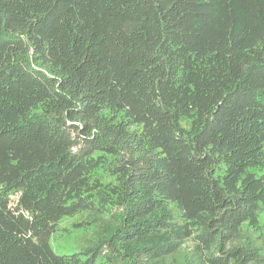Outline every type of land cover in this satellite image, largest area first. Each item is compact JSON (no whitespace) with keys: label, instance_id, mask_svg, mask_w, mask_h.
I'll return each mask as SVG.
<instances>
[{"label":"trees","instance_id":"trees-1","mask_svg":"<svg viewBox=\"0 0 264 264\" xmlns=\"http://www.w3.org/2000/svg\"><path fill=\"white\" fill-rule=\"evenodd\" d=\"M262 207L264 0H0V264H264Z\"/></svg>","mask_w":264,"mask_h":264},{"label":"rangeland","instance_id":"rangeland-1","mask_svg":"<svg viewBox=\"0 0 264 264\" xmlns=\"http://www.w3.org/2000/svg\"><path fill=\"white\" fill-rule=\"evenodd\" d=\"M188 123L185 126L188 127ZM105 181H109L105 179ZM83 218L77 216L75 218H67L62 221L61 226L63 227L59 232L55 233L51 238V246L57 253L70 252L77 248V245L81 244L84 238H89L91 236V231L84 228H78L74 224L80 222ZM256 235L259 236L261 240H264V207L261 208L259 212V228L255 231ZM188 245H192L189 242Z\"/></svg>","mask_w":264,"mask_h":264}]
</instances>
